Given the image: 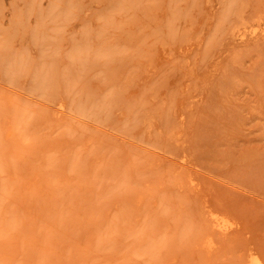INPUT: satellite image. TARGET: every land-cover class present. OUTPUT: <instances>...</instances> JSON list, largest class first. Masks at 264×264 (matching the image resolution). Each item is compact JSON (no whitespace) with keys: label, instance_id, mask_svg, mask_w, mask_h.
Instances as JSON below:
<instances>
[{"label":"rangeland","instance_id":"374dc122","mask_svg":"<svg viewBox=\"0 0 264 264\" xmlns=\"http://www.w3.org/2000/svg\"><path fill=\"white\" fill-rule=\"evenodd\" d=\"M264 264V0H0V264Z\"/></svg>","mask_w":264,"mask_h":264},{"label":"bare ground","instance_id":"6f19581e","mask_svg":"<svg viewBox=\"0 0 264 264\" xmlns=\"http://www.w3.org/2000/svg\"><path fill=\"white\" fill-rule=\"evenodd\" d=\"M253 264H257L256 262H254Z\"/></svg>","mask_w":264,"mask_h":264}]
</instances>
